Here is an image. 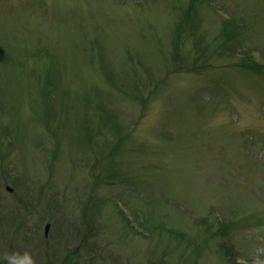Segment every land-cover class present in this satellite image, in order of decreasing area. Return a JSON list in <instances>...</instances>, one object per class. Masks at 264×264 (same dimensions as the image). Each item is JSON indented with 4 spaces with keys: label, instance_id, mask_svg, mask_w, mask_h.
Here are the masks:
<instances>
[{
    "label": "rangeland",
    "instance_id": "374dc122",
    "mask_svg": "<svg viewBox=\"0 0 264 264\" xmlns=\"http://www.w3.org/2000/svg\"><path fill=\"white\" fill-rule=\"evenodd\" d=\"M29 256L264 264V0H0V264Z\"/></svg>",
    "mask_w": 264,
    "mask_h": 264
},
{
    "label": "water",
    "instance_id": "95a60500",
    "mask_svg": "<svg viewBox=\"0 0 264 264\" xmlns=\"http://www.w3.org/2000/svg\"><path fill=\"white\" fill-rule=\"evenodd\" d=\"M8 191L11 192V189L8 188ZM49 228H50V225H46V227H45V234H46V235H47V232H48Z\"/></svg>",
    "mask_w": 264,
    "mask_h": 264
},
{
    "label": "clouds",
    "instance_id": "9594fccd",
    "mask_svg": "<svg viewBox=\"0 0 264 264\" xmlns=\"http://www.w3.org/2000/svg\"><path fill=\"white\" fill-rule=\"evenodd\" d=\"M27 255V254H26ZM29 260L32 261V264H35V261L29 256Z\"/></svg>",
    "mask_w": 264,
    "mask_h": 264
}]
</instances>
